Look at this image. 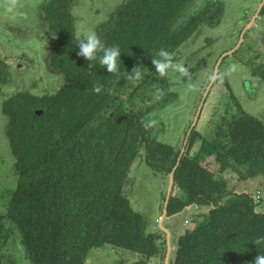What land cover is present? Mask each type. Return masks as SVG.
I'll list each match as a JSON object with an SVG mask.
<instances>
[{
	"label": "flooded vegetation",
	"instance_id": "af4514ba",
	"mask_svg": "<svg viewBox=\"0 0 264 264\" xmlns=\"http://www.w3.org/2000/svg\"><path fill=\"white\" fill-rule=\"evenodd\" d=\"M1 2L7 7L0 10L13 9V14L0 22V264H33L27 249L29 236L9 220L15 206L24 204L15 195L22 180L16 167L20 135L11 125V116L66 87L88 107L99 105L107 94L112 100L109 114L121 103L128 116L110 117L111 130L105 132L103 148L86 158L87 170H80L85 179L73 182L65 201L49 190L36 192L34 198L44 196L42 204L48 211L31 223L29 230L36 239H47L51 249L56 235L68 234L67 247L85 249L83 264H90V256L103 247L117 253L112 256L124 253L133 258L124 264H177L181 241H189L219 209H228L227 230L218 245L228 243L235 250L237 258L229 264H252L264 254V243L255 245L256 239L264 238V0ZM90 29L106 47L119 46L118 72L108 73L99 64L100 53L91 61L77 54L75 36L85 38ZM43 46L50 51L40 60ZM161 48L187 72L169 70L163 77L156 73L152 59L159 58ZM10 58L16 62H8ZM81 64L92 85L104 86L96 99L86 98V88H75L67 74ZM137 65L145 75L132 87L126 73ZM230 71L242 72L239 83L228 79ZM203 73L207 80L194 93L189 87ZM211 103L214 107L209 111ZM187 106L191 119L185 126ZM164 111L165 134L154 138L160 119L155 123L151 118ZM34 114L40 117L43 110L35 109ZM180 130L181 138L174 140ZM209 148L215 152L207 155ZM71 155L72 151L67 157ZM166 155L175 159L173 165L164 169L160 162L156 168L154 163ZM184 159H195L207 174L204 181L211 182V191L190 197L179 187L175 175ZM137 166L147 173H138ZM149 178L166 182L155 222L154 192L145 195L142 205L133 199ZM77 194L80 198L74 197ZM118 201L140 219L139 235L145 238L140 247L148 252L121 245L126 228L112 219ZM107 218L111 224L102 229ZM212 252L217 256L215 247ZM243 254L254 258L240 260ZM93 258L103 264L109 261Z\"/></svg>",
	"mask_w": 264,
	"mask_h": 264
},
{
	"label": "trees",
	"instance_id": "16d2710c",
	"mask_svg": "<svg viewBox=\"0 0 264 264\" xmlns=\"http://www.w3.org/2000/svg\"><path fill=\"white\" fill-rule=\"evenodd\" d=\"M147 31L152 34L151 29L147 28ZM85 69L81 64L78 65V70L67 71V74L75 81V88L78 85L86 88V92L83 93L86 98L96 99L100 93H103V89L99 94L93 92L92 77L85 75ZM96 85H100L99 82ZM70 90L73 89L66 87L56 95L45 96L37 100L34 107L15 111L10 119L12 127L20 135L16 167L21 173L22 180L15 195L17 201L24 200V204L18 203L11 218L7 219L20 228L24 236H29L27 249L32 255L33 264H83L82 253L85 249L67 247L70 242L68 234L63 238L56 235L55 245L48 249L47 239H36L29 230L31 223H36V216H42L47 211L42 204L44 196L38 199L34 197L37 191L46 193L49 190L55 198L65 201L67 195L71 193L70 188L74 186L73 182L78 177L85 179L84 172L80 170H87L86 158L98 155L103 148L105 132L111 130L108 123L110 117L127 119L128 116L121 109L123 108L121 103L109 114L112 100L107 94L99 105L88 107V104L80 101L76 95L72 97ZM35 109H42L43 114L37 117L34 114ZM135 121L136 126L139 123L138 118L133 120ZM71 151L72 155L67 157ZM205 151L210 155L215 149L209 148ZM174 161V158L171 159L166 155L165 160L161 159L157 165L156 163L154 165L157 168L161 162V168L165 169L168 165H173ZM195 163V159H184L179 163L175 175L176 183L190 197L212 190L211 182L208 179V182L204 181L207 174ZM74 197L80 198V195ZM87 203L93 206V201ZM117 206L118 208L111 210L115 217L112 219L118 227L126 228L121 232L123 236L120 239L121 245L131 250L148 252L147 249L140 247L145 241V238L139 235L140 219L121 206L120 201ZM227 212L228 209H219L189 237V241L186 239L181 241L183 248L179 253L177 264H229L230 259L237 258L230 244L218 245L221 242L220 237L227 230ZM110 224L111 220L107 218L101 228L104 229ZM127 228L130 230L128 231ZM213 247L217 256L212 252ZM253 258L254 255L247 254L239 257L244 261Z\"/></svg>",
	"mask_w": 264,
	"mask_h": 264
},
{
	"label": "clouds",
	"instance_id": "9594fccd",
	"mask_svg": "<svg viewBox=\"0 0 264 264\" xmlns=\"http://www.w3.org/2000/svg\"><path fill=\"white\" fill-rule=\"evenodd\" d=\"M10 3L15 4L16 0H10ZM79 49L78 55L85 58L87 61L97 59V53H100L99 64L106 68L108 73L118 72L117 60L120 58L119 46L106 47L102 42L100 36L95 30H89L85 38H79L75 36L74 41ZM159 58H153L152 64L155 67L156 73L161 77L166 75L169 70L185 74L187 69L181 63L173 62V54L167 50L161 48L156 54ZM89 68L91 65L89 64ZM145 73L142 71V67L137 65L131 72L126 73V79L130 82L132 87H135L142 79ZM93 92L99 94L102 91L101 85H93ZM159 94V89H158ZM264 243V238L256 239L255 245H261ZM252 264H264V254H259L255 257Z\"/></svg>",
	"mask_w": 264,
	"mask_h": 264
},
{
	"label": "rangeland",
	"instance_id": "374dc122",
	"mask_svg": "<svg viewBox=\"0 0 264 264\" xmlns=\"http://www.w3.org/2000/svg\"><path fill=\"white\" fill-rule=\"evenodd\" d=\"M252 2H254V1H252ZM5 7H7L6 3H2L1 2L0 3V8H5ZM250 8H252V7H249V9ZM12 10L13 9H9V10L1 9L0 10V22L4 21L3 19H7V17H10V15L13 14L11 12ZM20 21H22V19H20ZM8 25H9V27H13V26H11V24H8ZM2 43L4 45H6V41L4 39L2 40ZM230 43L231 42H229V44ZM42 48H43V50L41 52L42 55L40 57V60H42L43 54L46 55V53H49V51H50V49H48L49 46H46V49H45V46H43ZM244 48H245V46L242 48V51L240 53L244 52ZM0 52H1V47H0ZM8 62H12L14 64L16 62V60H13V59L10 58V60ZM43 75H45V72H43ZM242 76H243L242 72L230 71L228 73V76L227 77H228L229 80L231 78L236 79L235 83L237 84V83L240 82V79L242 78ZM202 80H205V81L207 80V73H203L201 76H199L197 78V80L192 84V86L189 87V89H193L194 93H196L197 88H198V86H199V84H200V82ZM230 85L233 86V80L230 82ZM4 87L5 88H8V86H6V83L4 84ZM0 99H1V97H0ZM213 107H214V103L209 104L208 105V110L209 111L210 110L212 111ZM186 108H187V111H186V114L187 115L185 114L186 116L184 117V119L186 120V122L184 123L185 126H186V124H188L187 122L190 121V119H191V112L189 110L190 109V106H187ZM169 113H167V114H169ZM171 113H172V111H171ZM165 116H166V111H164L163 114H162V112L159 113L158 116H156V115L152 116L151 119H153L155 121V123L159 121V120H156L157 118L160 119V122L158 123V125L160 126V128H158L156 130V132H154L155 133L154 138L163 137V135L165 134V131H166L165 130V127L167 125V123L165 122ZM205 118H209V116L208 117H205ZM205 118H203V120ZM205 120H207V119H205ZM181 136H182V132L180 130L178 132V134L176 133L174 135L173 138H174V140H176L178 137L181 138ZM136 169H137V172L140 173V174L147 173L143 167L137 166ZM138 173H137V175H138ZM132 175H133V173H132ZM149 181L150 182L148 184H146V186L143 185L142 188L139 191H136L134 193L133 199H134V201H136V203L138 205H142V203L144 201L143 198L145 197V195H151V193L154 192V194H155V200H154L155 203H154V213L152 215V217H153L152 220L154 221L160 215V211H161L160 210V200L163 198V196L165 194V191H166V188H165L166 185L165 184H166V182H165V179H161V180H159V179H156V180L155 179H150ZM136 186L137 185H135V187ZM136 203L134 202V205ZM167 224H168V222H167ZM188 227H190V225ZM9 250H10L9 252H11V248H9ZM112 255H117V253L114 252L110 248L103 247L100 250H97L96 252H94L92 254V256H90V259H91L90 264H103V263H98L97 261H94V258H93L94 256H97L99 258H105V257L106 258H109V261L106 264H124V263L128 262L129 260H132L133 259V258L127 256L124 253L121 256H119V257L118 256L115 257V256H112Z\"/></svg>",
	"mask_w": 264,
	"mask_h": 264
}]
</instances>
